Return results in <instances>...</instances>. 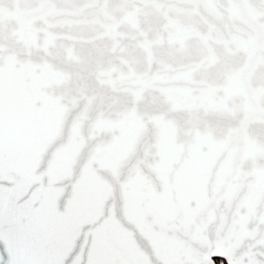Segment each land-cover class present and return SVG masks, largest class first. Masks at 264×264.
Wrapping results in <instances>:
<instances>
[{"label":"snow or ice","instance_id":"obj_1","mask_svg":"<svg viewBox=\"0 0 264 264\" xmlns=\"http://www.w3.org/2000/svg\"><path fill=\"white\" fill-rule=\"evenodd\" d=\"M0 264H264V0H0Z\"/></svg>","mask_w":264,"mask_h":264}]
</instances>
